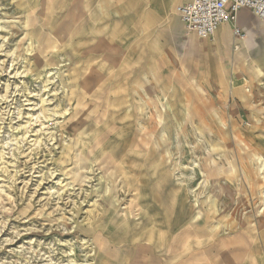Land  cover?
<instances>
[{"label": "rangeland", "instance_id": "1", "mask_svg": "<svg viewBox=\"0 0 264 264\" xmlns=\"http://www.w3.org/2000/svg\"><path fill=\"white\" fill-rule=\"evenodd\" d=\"M107 1L0 0V264H211L205 246L235 234L251 253L246 264H264V23L249 14L243 25L238 14L241 42L226 24L217 44L229 50L198 44L212 78H198L190 109L176 89L158 118L148 116L130 88L112 87L116 100L97 103L96 122L115 144L92 158L82 97L111 87L79 84L73 35H90L109 59ZM159 1L152 8L166 28L177 20L176 45L195 38L176 0ZM244 97L253 116L242 107L236 116ZM138 133L154 135L161 159L141 174L144 146L125 150ZM107 154L123 167L109 168ZM253 237L261 262L252 261Z\"/></svg>", "mask_w": 264, "mask_h": 264}, {"label": "crops", "instance_id": "2", "mask_svg": "<svg viewBox=\"0 0 264 264\" xmlns=\"http://www.w3.org/2000/svg\"><path fill=\"white\" fill-rule=\"evenodd\" d=\"M63 1L65 2L66 0H62L60 5L65 4ZM90 1L94 2L95 0ZM190 1L176 0L173 6L175 7L177 4L178 7L186 5ZM84 2L85 0H83V4ZM152 2H155V0L107 1V4L110 6L108 17L104 19L102 24L106 28H109V24L105 22L108 20L112 26V29L104 36L110 41V45L107 47V51L110 54L109 59L99 57V53L92 47L90 35H73V37L76 36L78 38L79 52L84 57L79 63L81 66L78 69L79 84L83 85L84 81L88 80L97 87H111L107 94L93 92L82 97L84 104L80 106L78 118L87 119V121H83V126H85L84 131L87 134H94L87 139L88 146L85 147L86 150L95 151L92 153V158H95L97 155L96 151H99L98 154L102 153V151H109L112 149L113 144H115V142L112 143L110 140V135H106L107 127L102 135L98 134L97 129L99 125L96 122V118L101 110V105L97 103L116 100L112 93L114 91L112 87L125 85L127 89L130 88L129 93H131L132 100L139 103L140 106L145 107L148 116H157L158 118L157 109L161 108L162 104H165L164 97L172 94L176 89H180L185 91V93L187 91L191 100L192 90H195L194 86L197 84L198 78L205 76L212 78L207 73V66L201 64L203 59L199 58L198 55L199 52L202 54L203 48H200L202 50H198V46L202 44L203 47L207 48L217 45L220 49L223 48L224 51L230 49L229 46L217 44L221 38L223 29L226 28V24L219 28L213 39H201L193 33H188L195 38L185 37L182 39L181 45L177 46L171 31L177 20H171L170 27L166 28L165 13L152 8ZM159 4L160 1L157 0V5ZM161 5L164 7L163 3ZM241 11V15L248 13L246 9H242ZM248 14L258 19L252 11ZM180 21L185 30V25L181 18ZM228 24V27H231L234 32L235 25L232 23ZM239 29L246 34L244 28L240 27ZM232 38L236 42H241L242 40H236L233 33ZM82 49L83 52L81 51ZM92 55L93 57H91ZM82 70L84 71L83 73ZM191 103L192 100L189 102V109L194 107ZM251 104V100L247 97L240 98L238 101V114L236 116H241V107L244 108L245 112L247 110L248 116H253V110L250 108ZM167 109L166 104L164 114ZM89 125L93 127L89 129ZM139 134L136 135L132 143L125 146V150L138 151L141 149L139 144L142 147L144 146V156L140 158L143 164L140 171L141 174L148 163H158L161 159L156 155L155 158L152 156L154 154L152 151L156 150L153 142L154 135L150 136V133H145L146 137H139ZM84 143H86L85 138L82 140L83 146ZM108 159L112 161V164H110L112 166L109 165V168L122 166L113 157L109 156ZM236 235L222 239L219 244L216 241L207 244L203 251L204 254H200V256L203 259H208L211 264H225V261L230 264H246L250 262V251L245 248L244 240H239ZM251 240L253 246L251 250L255 255L252 261L261 262L262 239L256 240L253 237ZM218 246H221L220 252L216 251V247Z\"/></svg>", "mask_w": 264, "mask_h": 264}, {"label": "built area", "instance_id": "3", "mask_svg": "<svg viewBox=\"0 0 264 264\" xmlns=\"http://www.w3.org/2000/svg\"><path fill=\"white\" fill-rule=\"evenodd\" d=\"M242 9H250L264 23V0H191L179 6L178 13L187 33L213 39L222 25H235ZM233 34L236 40L246 35L236 26Z\"/></svg>", "mask_w": 264, "mask_h": 264}, {"label": "bare ground", "instance_id": "4", "mask_svg": "<svg viewBox=\"0 0 264 264\" xmlns=\"http://www.w3.org/2000/svg\"><path fill=\"white\" fill-rule=\"evenodd\" d=\"M248 11H250L251 12V10L250 9H247ZM241 12L242 11H240L239 12V16H240V20H239V23H241V24H243V25H248V24H251L252 22H251V20H248L246 17L247 16H249V14L248 13H246V14H244L243 16H241L240 14H241ZM177 13H178V10H177ZM178 16H179V13H178ZM249 27V26H248ZM186 31V30H185ZM245 37H246V35H245ZM46 120V119H45ZM106 207V206H105ZM109 207V206H108Z\"/></svg>", "mask_w": 264, "mask_h": 264}]
</instances>
